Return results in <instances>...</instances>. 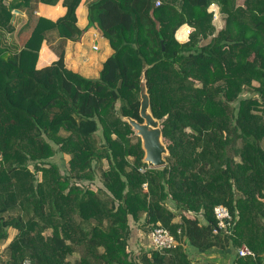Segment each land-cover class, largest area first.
I'll list each match as a JSON object with an SVG mask.
<instances>
[{
	"label": "trees",
	"instance_id": "1",
	"mask_svg": "<svg viewBox=\"0 0 264 264\" xmlns=\"http://www.w3.org/2000/svg\"><path fill=\"white\" fill-rule=\"evenodd\" d=\"M39 1L59 0H0V245L17 230L0 264H218L196 259L213 249L264 264V0H92L90 25L114 50L97 78L64 50L37 67L47 33L83 32L82 0H63L57 20L34 14ZM211 3L225 14L217 34ZM26 8L31 34L12 49L4 36ZM183 24L194 30L180 42ZM143 76L169 141L163 167L126 120L143 121ZM134 226L165 227L175 245L138 256Z\"/></svg>",
	"mask_w": 264,
	"mask_h": 264
},
{
	"label": "crops",
	"instance_id": "2",
	"mask_svg": "<svg viewBox=\"0 0 264 264\" xmlns=\"http://www.w3.org/2000/svg\"><path fill=\"white\" fill-rule=\"evenodd\" d=\"M90 1L92 0H82L76 10L77 24L83 30L78 38L63 39L57 30L47 33L40 50L37 62L38 68L50 65L58 60L60 53L64 50V61L69 69L85 77H99L104 62L112 55L114 50L109 39L103 35L99 27L90 25L88 16ZM19 10L15 12V18H13L16 25L15 31L4 36L5 43L9 44L12 49L17 46L22 47L31 34L30 26L26 25L29 19L27 8ZM66 10L63 0H59L56 4L39 1L36 3L34 14L57 20L66 13ZM186 26L189 27L190 25L183 24L180 27L181 29L184 28L180 34L183 39H178L180 42H185L189 39V35L185 36Z\"/></svg>",
	"mask_w": 264,
	"mask_h": 264
},
{
	"label": "water",
	"instance_id": "3",
	"mask_svg": "<svg viewBox=\"0 0 264 264\" xmlns=\"http://www.w3.org/2000/svg\"><path fill=\"white\" fill-rule=\"evenodd\" d=\"M17 11L20 10L14 9L13 18H15V12ZM140 97V116L143 121H139L132 117H126V120L130 123L132 128L136 131V134L140 136L142 140V146L145 150L144 161L152 168L163 167L167 164L165 155H168L169 153L167 145L163 142V119L154 117L151 112L150 96L144 76L141 80Z\"/></svg>",
	"mask_w": 264,
	"mask_h": 264
},
{
	"label": "rangeland",
	"instance_id": "4",
	"mask_svg": "<svg viewBox=\"0 0 264 264\" xmlns=\"http://www.w3.org/2000/svg\"><path fill=\"white\" fill-rule=\"evenodd\" d=\"M237 3H238V5H243L244 0H237ZM209 11L213 12V14H214L213 22H214L215 27H216L214 34H217L219 30H221L222 28L225 27V24H226L225 14L221 12V10L219 8V4H217V3H211L209 5ZM188 28L190 30V33H189V35H190L191 32L194 30V28L192 26H189ZM214 34H210V36H208L207 38L202 39L201 44L209 42L211 40V38L214 36ZM163 142L167 145L169 141L166 138H163ZM166 156L167 155H165V157ZM55 159L57 161H59L60 157H56ZM9 230H10L9 238L0 245V251H2L7 246V244L13 239V237L17 233V230L15 228H10ZM130 246L134 250L136 255L140 254L144 250L142 248H151V247L156 248L153 245V240L151 239V232H149V233L144 232V230L138 228L137 226L133 227L132 238L130 239ZM196 259H198V260H206V259L214 260L218 264H220V263L221 264L222 263L229 264L231 261V258L229 255H222L220 250H215V249H213L209 253L197 254Z\"/></svg>",
	"mask_w": 264,
	"mask_h": 264
},
{
	"label": "built area",
	"instance_id": "5",
	"mask_svg": "<svg viewBox=\"0 0 264 264\" xmlns=\"http://www.w3.org/2000/svg\"><path fill=\"white\" fill-rule=\"evenodd\" d=\"M156 4L159 5L160 1H157ZM214 211L216 217L219 220L218 222L219 228H228V226L230 225V221L232 220V216L228 208L225 207L224 205H217ZM151 239L153 240V245L156 246L157 248H171L175 245L174 236L165 227H157L153 229L151 232ZM239 252L242 255L252 253L251 250L246 245L240 247ZM25 264H29V263L26 262Z\"/></svg>",
	"mask_w": 264,
	"mask_h": 264
}]
</instances>
